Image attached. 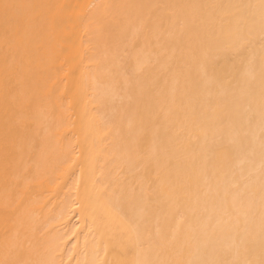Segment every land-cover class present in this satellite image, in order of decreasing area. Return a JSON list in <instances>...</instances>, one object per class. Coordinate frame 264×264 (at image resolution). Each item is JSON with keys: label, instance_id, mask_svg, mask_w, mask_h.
<instances>
[{"label": "bare ground", "instance_id": "obj_1", "mask_svg": "<svg viewBox=\"0 0 264 264\" xmlns=\"http://www.w3.org/2000/svg\"><path fill=\"white\" fill-rule=\"evenodd\" d=\"M0 264H264V0H0Z\"/></svg>", "mask_w": 264, "mask_h": 264}]
</instances>
